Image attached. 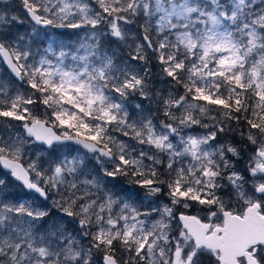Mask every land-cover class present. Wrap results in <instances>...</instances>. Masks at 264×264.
<instances>
[{"label":"snow or ice","instance_id":"6c2138e0","mask_svg":"<svg viewBox=\"0 0 264 264\" xmlns=\"http://www.w3.org/2000/svg\"><path fill=\"white\" fill-rule=\"evenodd\" d=\"M0 65V264H264V0H0Z\"/></svg>","mask_w":264,"mask_h":264},{"label":"rangeland","instance_id":"374dc122","mask_svg":"<svg viewBox=\"0 0 264 264\" xmlns=\"http://www.w3.org/2000/svg\"><path fill=\"white\" fill-rule=\"evenodd\" d=\"M11 2L16 6L18 7L19 5L17 3H19V0H11ZM13 31H16V29L14 28ZM20 31H23V29H20ZM0 75H4V76H7L8 75V72H7V69L6 67H4L3 65H0ZM157 87H163L162 84H157ZM132 186L131 185H128L126 183L125 180L123 179H120L119 182L116 184V188L117 189H120V188H131ZM53 212H55L56 210L55 209H52Z\"/></svg>","mask_w":264,"mask_h":264},{"label":"flooded vegetation","instance_id":"af4514ba","mask_svg":"<svg viewBox=\"0 0 264 264\" xmlns=\"http://www.w3.org/2000/svg\"><path fill=\"white\" fill-rule=\"evenodd\" d=\"M19 5V3H17Z\"/></svg>","mask_w":264,"mask_h":264}]
</instances>
